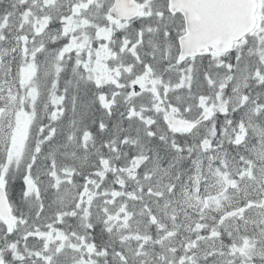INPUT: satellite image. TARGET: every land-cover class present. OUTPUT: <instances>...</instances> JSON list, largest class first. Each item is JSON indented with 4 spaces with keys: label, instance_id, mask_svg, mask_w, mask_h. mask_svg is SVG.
Instances as JSON below:
<instances>
[{
    "label": "snow or ice",
    "instance_id": "snow-or-ice-1",
    "mask_svg": "<svg viewBox=\"0 0 264 264\" xmlns=\"http://www.w3.org/2000/svg\"><path fill=\"white\" fill-rule=\"evenodd\" d=\"M0 264H264V0H0Z\"/></svg>",
    "mask_w": 264,
    "mask_h": 264
}]
</instances>
